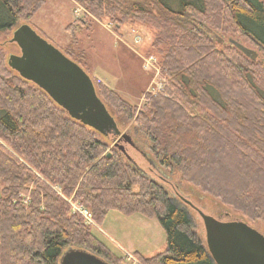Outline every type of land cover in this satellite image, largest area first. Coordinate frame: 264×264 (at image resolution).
<instances>
[{"label": "trees", "instance_id": "1", "mask_svg": "<svg viewBox=\"0 0 264 264\" xmlns=\"http://www.w3.org/2000/svg\"><path fill=\"white\" fill-rule=\"evenodd\" d=\"M42 1L0 0V32L30 17ZM78 1L117 25L136 20L158 30L153 45L170 86L135 113L100 84L97 93L110 113L108 104L134 120L161 165L233 214L264 223V61L235 40L223 44L212 35L231 32L264 52V0ZM10 68L0 62V264H59L70 246L123 263L126 253L98 237L72 203L88 208L99 225L110 210L156 217L167 247L148 257L133 253L140 264H216L166 186L120 147L108 154L99 135L114 133L70 116Z\"/></svg>", "mask_w": 264, "mask_h": 264}, {"label": "rangeland", "instance_id": "2", "mask_svg": "<svg viewBox=\"0 0 264 264\" xmlns=\"http://www.w3.org/2000/svg\"><path fill=\"white\" fill-rule=\"evenodd\" d=\"M24 24L54 46L71 54L90 74L96 89L102 84L117 93L134 107L135 113L150 102L152 95L170 86L163 68L162 54L153 45L158 30L151 25L136 20H127L117 25L109 17L94 15L85 3L78 0H43L30 17L22 18L12 29L0 32V54L3 53L0 62L8 69H11L8 64L11 55L21 54V48L13 41V35L15 29ZM212 35L223 44L231 40L238 41L256 51L257 59L264 61V52L242 36L223 31L213 32ZM108 107L117 119L120 130L135 141L136 147L121 141L133 159V164L143 173L162 182L175 202L186 208L192 219L193 230L206 246L203 219L183 197L209 214L227 220L243 219L264 233L263 222L233 214L232 209L223 205L219 199L161 165L151 149V140L136 127L134 120L123 111H118L117 107L115 109L110 104ZM99 137L108 141L107 152L110 153L118 137ZM0 143H3L1 139ZM2 188L0 180V196ZM90 224L94 226L95 234L112 249L126 253L124 262L119 264H140L130 254L138 252L148 257L165 251L167 247L166 233L156 217H148L139 212L126 215L110 210L100 225L96 221Z\"/></svg>", "mask_w": 264, "mask_h": 264}, {"label": "water", "instance_id": "3", "mask_svg": "<svg viewBox=\"0 0 264 264\" xmlns=\"http://www.w3.org/2000/svg\"><path fill=\"white\" fill-rule=\"evenodd\" d=\"M13 41L21 48V54H13L9 59L13 69L47 92L70 116L102 133H114L118 137L116 146L132 159L121 141L136 147L135 141L120 130L99 97L93 79L79 63L27 24L15 29ZM234 43L253 59L257 58L258 53L253 49L238 41ZM183 199L202 217L207 247L216 264H264L263 232L243 219H221ZM59 264L110 263L88 249L70 246L59 258Z\"/></svg>", "mask_w": 264, "mask_h": 264}, {"label": "built area", "instance_id": "4", "mask_svg": "<svg viewBox=\"0 0 264 264\" xmlns=\"http://www.w3.org/2000/svg\"><path fill=\"white\" fill-rule=\"evenodd\" d=\"M72 205H73L74 211H78L79 213H81L85 217V220H86L87 223H89V224L90 223H92V224L94 223L95 220L93 218L92 212L88 208L83 207V206H81V205H79L77 203H72ZM130 255L132 257H134L133 254H130Z\"/></svg>", "mask_w": 264, "mask_h": 264}, {"label": "flooded vegetation", "instance_id": "5", "mask_svg": "<svg viewBox=\"0 0 264 264\" xmlns=\"http://www.w3.org/2000/svg\"><path fill=\"white\" fill-rule=\"evenodd\" d=\"M194 208V207H193ZM195 209V208H194Z\"/></svg>", "mask_w": 264, "mask_h": 264}]
</instances>
